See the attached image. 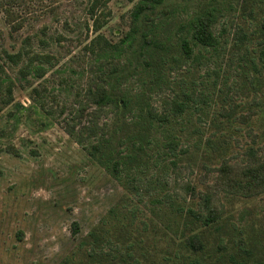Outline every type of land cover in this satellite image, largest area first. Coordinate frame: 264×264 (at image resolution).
I'll return each mask as SVG.
<instances>
[{
  "label": "trees",
  "instance_id": "obj_1",
  "mask_svg": "<svg viewBox=\"0 0 264 264\" xmlns=\"http://www.w3.org/2000/svg\"><path fill=\"white\" fill-rule=\"evenodd\" d=\"M27 1L30 0H0V7L10 22H15L19 16L12 11L13 7L24 6ZM263 2L245 0L249 12L253 4ZM98 3L99 0H93L88 8L95 32L102 26L101 16L96 15ZM227 4L229 1L223 0H138L129 12L128 30L118 42L111 43L98 35L85 48L92 56L94 68L83 106L77 109L78 117L89 116L87 109H93L87 125L79 129L71 126L66 134L127 194L133 192L140 202L146 199L144 206L154 216L160 215L164 228L146 218L137 203L123 193L59 264H264V249H257L253 241H249V246L239 247L231 240L229 246L221 248L220 236H226L227 231L229 236L230 229L221 209L208 194H201L190 182L179 186L182 193L170 192L166 181L158 186L160 180L147 177L150 170L160 172L169 167L175 169L179 163H195L201 141L197 138L191 151L180 138L184 131L188 137H198L200 126L191 121L186 126L182 120L191 112L206 118L205 108L217 93L227 97L221 88L215 90V81L206 87L207 92L197 89L202 84L198 81L201 68L210 71L205 76L218 78L221 74L214 59L219 57L226 29L221 25L216 34L215 28L224 18V11L231 9V6L223 9ZM20 26L21 22L13 28L17 30ZM237 33L230 51L242 49L245 55L237 56L230 77L234 82L239 79L245 83L244 77L245 90L251 88L254 92L252 98H245L249 100L244 105H249L250 110L243 119L248 121L260 110L264 116V34L260 31L262 44L253 55L247 51L244 34ZM22 58L20 53L7 57L15 66ZM34 63L38 66L33 67V74L40 78L46 73L44 65L51 64L52 57L34 55L27 65ZM30 72L26 66L20 74L25 77ZM130 82L136 88H128ZM4 83L0 75V92ZM238 89L242 96V89ZM6 93L11 95V89ZM155 97L160 98L159 109L153 105ZM201 103L204 109L199 107ZM238 109L225 114V123H217L206 139L209 151L203 150L199 161L210 163L221 158L216 169L217 181L222 185L219 186L231 196L248 198L264 191V131L261 147L244 149L247 158L241 159L242 164L226 160L224 156L230 146L223 147L218 142L227 145L223 136L228 137L230 131L224 129L233 126ZM103 115L106 119L99 120ZM211 121L212 115L210 123L217 121ZM157 130H161L163 139L160 144L155 137ZM74 229L77 230L75 224ZM157 238L161 240L158 251L154 245L149 247V242L144 243V239Z\"/></svg>",
  "mask_w": 264,
  "mask_h": 264
},
{
  "label": "rangeland",
  "instance_id": "obj_2",
  "mask_svg": "<svg viewBox=\"0 0 264 264\" xmlns=\"http://www.w3.org/2000/svg\"><path fill=\"white\" fill-rule=\"evenodd\" d=\"M92 1L30 0L24 6L13 7L12 11L19 16L15 22H10L0 7V75L5 82L0 97L9 102H0V264H59L126 193L66 134L71 126L79 129L87 125L93 109H87L89 116L78 117L77 109L83 106L94 68L92 56L85 48L98 35L111 43L118 42L128 30L129 12L138 0H99L96 15L101 16L102 26L96 32L88 13ZM223 1H229L223 9L227 10L228 6L231 9L224 11V18L215 28L216 34L221 25L226 29L219 57L214 59L221 74L218 78L205 76L209 70L201 68L198 81L202 84H198L197 89L207 92L206 87L215 81V90L221 88L227 97L218 92L208 107L199 104L205 108L206 118L201 113L191 112L182 120L186 126L190 121L200 126L198 137H188L184 131L180 138L184 147L191 151L197 140L201 141L196 162L192 165L179 163L175 169L169 167L160 172L150 170L147 177L152 181L160 180L158 186L166 181V189L170 192L182 193L179 186L190 182L201 194H208L221 209L230 229L229 236L228 231L226 236H220L221 248L229 246L231 240L239 247L241 244L249 246V241H253L257 249L263 251L264 191L248 198L231 196L217 181L216 169L222 159L216 158L210 163L199 161L203 150L209 151L205 147L206 139L217 123H225V114L237 108L233 126L224 129L230 131L228 137L223 136L227 145L218 141L223 147L230 146L224 158L242 164L241 159L247 158L243 154L245 148L262 145V111L248 121L243 119L250 110L249 105H244L245 101L252 98L254 92L251 88L245 90L244 77L245 83L239 79L234 82L230 77L235 71L237 56L245 55V51H230L229 47L236 41L234 35L238 31L239 36H245L247 51L255 55L260 49V31L264 34V2L253 4L249 12L245 0ZM17 22H21V26L14 30ZM18 53L23 58L18 65H12L7 57ZM34 55L52 57V63L44 65L46 73L40 78L33 74L37 63L27 65ZM26 66L31 74L23 77L20 72ZM127 87L132 89L136 85L130 82ZM8 88L11 95L6 93ZM238 88L242 89V96ZM159 99L153 100L158 109ZM211 115L212 121L217 120L214 124L210 123ZM103 119H106L104 115L99 120ZM160 131L155 133L158 144L163 141ZM126 195L137 203L146 218L164 228L160 215L154 216L144 206L146 199L140 202L133 192ZM146 223L149 225L148 221ZM170 225L174 226L173 222ZM168 235L173 237L171 233ZM145 242L150 243L149 247L154 245L156 251L161 244L158 238L144 239ZM150 251L155 253L153 249Z\"/></svg>",
  "mask_w": 264,
  "mask_h": 264
}]
</instances>
